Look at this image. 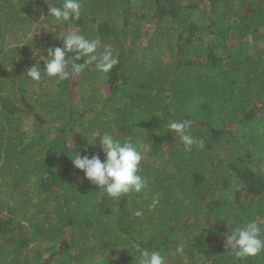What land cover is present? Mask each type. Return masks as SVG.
<instances>
[{
  "label": "trees",
  "instance_id": "16d2710c",
  "mask_svg": "<svg viewBox=\"0 0 264 264\" xmlns=\"http://www.w3.org/2000/svg\"><path fill=\"white\" fill-rule=\"evenodd\" d=\"M62 3L0 0V264H137L133 243L181 242L169 264H264V251L245 262L225 247L250 219L264 239V0H82L78 21L53 25L49 4ZM73 30L103 34L98 51L116 41L119 64L107 77L93 65L68 81L43 76L58 101L29 97L24 75ZM38 106L54 122L24 141L13 123L29 108L46 124ZM183 119L203 149L185 151L167 129ZM104 132L144 155L141 193L110 199L72 166L68 151L104 159L89 144Z\"/></svg>",
  "mask_w": 264,
  "mask_h": 264
},
{
  "label": "clouds",
  "instance_id": "9594fccd",
  "mask_svg": "<svg viewBox=\"0 0 264 264\" xmlns=\"http://www.w3.org/2000/svg\"><path fill=\"white\" fill-rule=\"evenodd\" d=\"M82 6V0H63L60 6L49 4L47 19L53 25L78 21L82 15ZM36 36L39 41L43 39V35L39 32H36ZM61 38L63 39L62 46L47 49V56L45 57L44 54L40 56L43 64L41 66L39 63L34 64L24 76L32 82H39L43 76L63 82L81 75L86 67L93 65L92 68H95L103 77H107L111 70L119 64L118 56L109 49L110 47L98 51L102 46L103 34L101 37L98 33L96 38L90 39L81 32L73 30L62 35ZM104 41L106 40L104 39ZM47 44L48 42L45 45ZM82 59L84 62L78 63ZM47 112L49 111L45 108V113ZM28 114H30L29 108L19 116L21 117L20 121L16 120L13 123V125L21 124L19 133L24 141H29L34 136L33 131L35 130L31 123H24L31 119L26 116ZM193 124V120L183 119L170 122L166 126L174 134L173 138H178L184 150L188 152H191L194 146L200 149L204 147L203 140H198L191 135ZM52 132L54 131L52 130ZM95 135L98 136V139L94 143H89V141L88 143L94 146L99 141L104 159L102 160L99 154L89 156L81 155L78 151H68V158L72 166L83 172V179L97 187L98 193L106 194L110 199H120L132 193H141L148 183L147 178L140 174L144 155L132 142V138H117L109 132L96 133ZM158 204L159 198L154 196L149 209L154 210ZM134 216H142V211H135ZM132 247L138 253L137 264H169L173 255H183L184 253L183 242L177 244L174 251L156 248L148 251L139 243H133ZM225 247L240 261L246 262L249 258L258 256L264 251L260 221L250 219L232 229L226 234Z\"/></svg>",
  "mask_w": 264,
  "mask_h": 264
},
{
  "label": "rangeland",
  "instance_id": "374dc122",
  "mask_svg": "<svg viewBox=\"0 0 264 264\" xmlns=\"http://www.w3.org/2000/svg\"><path fill=\"white\" fill-rule=\"evenodd\" d=\"M133 29V27H131ZM132 30L129 31V33H131ZM130 42V39H128V43ZM118 48H120L116 41H113L110 45V49L113 51V52H117ZM42 81H39V82H32L30 81L29 78L25 79L24 81V90L27 91V95L29 97H32V98H41L44 102H47V101H51L52 102V99L57 102L58 99L56 97H48V95H50V93H52L54 91L55 88H57L58 86L55 84V82H52V81H47L46 83L44 84H41ZM77 88H79V85L75 84L72 91L69 92V98H68V102H70L73 106H77L78 107L80 105H83L85 104V101L84 102H81V99L84 97L82 94L80 93H75V92H82L80 91L79 89L77 90ZM76 90V91H75ZM41 94V97H39ZM84 94V93H83ZM89 94V93H88ZM91 95V94H90ZM89 97V96H88ZM87 96L85 98H88ZM60 99L64 101V95L63 96H60ZM38 112L42 115L40 118L43 119L44 121H46L47 123L44 124L43 122L40 123L39 121V117H38V121L37 122L35 119H30L24 123H31L33 125V127L35 128V130L33 131L35 133V131L38 130V128H40V126L42 125V127L44 128L43 131H45L49 126L50 124H52V121L54 122V119L55 118H51L50 115H53V114H48V113H45V108L44 107H40L38 106L37 108ZM58 112L54 111V115H56ZM56 125H53L52 127V130L53 128H55ZM52 130L50 132H45V133H48V135L53 138L55 137L56 134H54V132H52ZM16 136H14L15 138Z\"/></svg>",
  "mask_w": 264,
  "mask_h": 264
}]
</instances>
